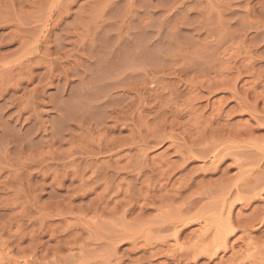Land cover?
Here are the masks:
<instances>
[{
	"label": "rangeland",
	"instance_id": "obj_1",
	"mask_svg": "<svg viewBox=\"0 0 264 264\" xmlns=\"http://www.w3.org/2000/svg\"><path fill=\"white\" fill-rule=\"evenodd\" d=\"M0 264H264V0H0Z\"/></svg>",
	"mask_w": 264,
	"mask_h": 264
},
{
	"label": "bare ground",
	"instance_id": "obj_2",
	"mask_svg": "<svg viewBox=\"0 0 264 264\" xmlns=\"http://www.w3.org/2000/svg\"><path fill=\"white\" fill-rule=\"evenodd\" d=\"M240 201V200H239ZM228 234H229V232H228ZM228 236V235H227Z\"/></svg>",
	"mask_w": 264,
	"mask_h": 264
}]
</instances>
